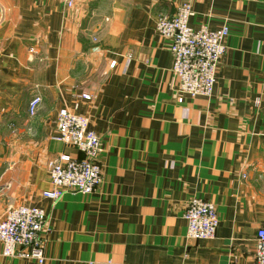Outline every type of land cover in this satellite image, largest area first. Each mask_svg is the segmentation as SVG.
Listing matches in <instances>:
<instances>
[{
	"label": "crops",
	"instance_id": "obj_1",
	"mask_svg": "<svg viewBox=\"0 0 264 264\" xmlns=\"http://www.w3.org/2000/svg\"><path fill=\"white\" fill-rule=\"evenodd\" d=\"M183 1L0 0V220L19 205L45 209L43 264H255L264 0H191V27H230L211 98L174 92L170 40L156 31ZM75 104L101 136L103 178L54 202L42 194L49 162L81 157L55 140L59 111ZM193 197L216 206L213 239L187 237ZM0 264L39 263L0 244Z\"/></svg>",
	"mask_w": 264,
	"mask_h": 264
},
{
	"label": "built area",
	"instance_id": "obj_2",
	"mask_svg": "<svg viewBox=\"0 0 264 264\" xmlns=\"http://www.w3.org/2000/svg\"><path fill=\"white\" fill-rule=\"evenodd\" d=\"M60 1L69 8L75 4V0ZM192 15L191 0H184L175 14L170 16L161 12L158 15L156 31L170 40L174 92L193 98H211L221 60L228 49L230 27L224 23L218 28L203 26L195 29L189 24ZM82 98L90 97L82 95ZM40 101V97L30 101L31 114H35ZM55 140L74 148L81 157L62 154L49 162L51 187L43 191V196L57 202L66 193H93L103 178L100 161L102 139L91 128V119L78 112V104L59 111ZM183 216L189 239L210 240L216 236L219 217L213 202L193 197L188 201ZM48 221L45 209L40 206L19 205L8 209L0 220L3 255L34 259L43 264L46 259L43 232ZM255 264H264V227L259 228L256 235Z\"/></svg>",
	"mask_w": 264,
	"mask_h": 264
},
{
	"label": "rangeland",
	"instance_id": "obj_3",
	"mask_svg": "<svg viewBox=\"0 0 264 264\" xmlns=\"http://www.w3.org/2000/svg\"><path fill=\"white\" fill-rule=\"evenodd\" d=\"M176 93V92H175ZM176 94H178L179 96H185V95H183V94H179V93H176ZM51 183V182H50Z\"/></svg>",
	"mask_w": 264,
	"mask_h": 264
}]
</instances>
